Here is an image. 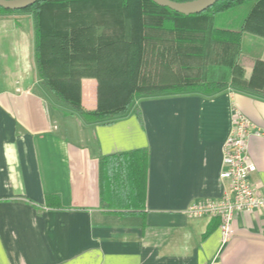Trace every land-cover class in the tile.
Returning <instances> with one entry per match:
<instances>
[{
    "label": "crops",
    "instance_id": "obj_1",
    "mask_svg": "<svg viewBox=\"0 0 264 264\" xmlns=\"http://www.w3.org/2000/svg\"><path fill=\"white\" fill-rule=\"evenodd\" d=\"M234 105L263 131L250 154L264 193V99L231 88L145 97L112 123H88L42 86L31 15H0V264H264V210L236 215L226 245L218 218L186 214L230 190ZM133 152L147 154L146 188L127 212L136 184L119 179L103 201L99 161Z\"/></svg>",
    "mask_w": 264,
    "mask_h": 264
},
{
    "label": "trees",
    "instance_id": "obj_2",
    "mask_svg": "<svg viewBox=\"0 0 264 264\" xmlns=\"http://www.w3.org/2000/svg\"><path fill=\"white\" fill-rule=\"evenodd\" d=\"M5 14L32 16L42 86L88 123H112L145 97H212L231 88L264 99V0H220L190 16L153 0H40L24 10L0 8ZM235 15L239 24L219 25ZM252 39L259 43L249 46ZM87 80L95 86L92 108L84 103ZM99 170L103 201L109 185L129 176L137 186L130 198L143 197L146 153L104 156ZM140 205L131 198L124 209Z\"/></svg>",
    "mask_w": 264,
    "mask_h": 264
},
{
    "label": "built area",
    "instance_id": "obj_3",
    "mask_svg": "<svg viewBox=\"0 0 264 264\" xmlns=\"http://www.w3.org/2000/svg\"><path fill=\"white\" fill-rule=\"evenodd\" d=\"M263 131L237 105L233 106L231 132L224 144L222 180L230 190L218 199H203L189 206L186 214L192 218H218L222 245L234 235L236 215L264 210V193L252 181L257 166L250 154V140L261 137Z\"/></svg>",
    "mask_w": 264,
    "mask_h": 264
},
{
    "label": "water",
    "instance_id": "obj_4",
    "mask_svg": "<svg viewBox=\"0 0 264 264\" xmlns=\"http://www.w3.org/2000/svg\"><path fill=\"white\" fill-rule=\"evenodd\" d=\"M40 0H0V8L8 11H19L35 5ZM157 5L169 8L186 16L201 14L212 8L220 0H193L175 2L172 0H153Z\"/></svg>",
    "mask_w": 264,
    "mask_h": 264
},
{
    "label": "rangeland",
    "instance_id": "obj_5",
    "mask_svg": "<svg viewBox=\"0 0 264 264\" xmlns=\"http://www.w3.org/2000/svg\"><path fill=\"white\" fill-rule=\"evenodd\" d=\"M243 17H240V15L236 16L235 15V18H231V21H227V20H222L220 21L219 20V25L221 26H224L226 27L227 25L231 24V25H236V24H239V22L242 20ZM31 21H32V24H33V19H32V16H31ZM88 83V84H87ZM84 98H85V104H93L95 106V100H96V94H95V86L94 84L92 83V81L90 80H87L84 82Z\"/></svg>",
    "mask_w": 264,
    "mask_h": 264
}]
</instances>
